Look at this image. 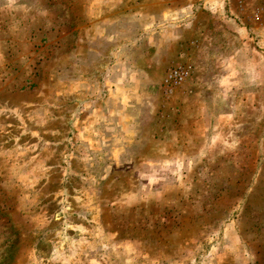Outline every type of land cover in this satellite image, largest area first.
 I'll return each instance as SVG.
<instances>
[{"label": "rangeland", "instance_id": "obj_1", "mask_svg": "<svg viewBox=\"0 0 264 264\" xmlns=\"http://www.w3.org/2000/svg\"><path fill=\"white\" fill-rule=\"evenodd\" d=\"M163 1L0 0V264H264V0Z\"/></svg>", "mask_w": 264, "mask_h": 264}, {"label": "built area", "instance_id": "obj_2", "mask_svg": "<svg viewBox=\"0 0 264 264\" xmlns=\"http://www.w3.org/2000/svg\"><path fill=\"white\" fill-rule=\"evenodd\" d=\"M256 19L259 18L258 14H256ZM186 75V70L183 69L182 67L179 68H174L169 74L168 77L170 80L173 82L177 83L180 82L183 78H185Z\"/></svg>", "mask_w": 264, "mask_h": 264}, {"label": "crops", "instance_id": "obj_3", "mask_svg": "<svg viewBox=\"0 0 264 264\" xmlns=\"http://www.w3.org/2000/svg\"><path fill=\"white\" fill-rule=\"evenodd\" d=\"M163 2L166 3V4H168V1L167 0H164ZM182 4H186V3H182Z\"/></svg>", "mask_w": 264, "mask_h": 264}]
</instances>
